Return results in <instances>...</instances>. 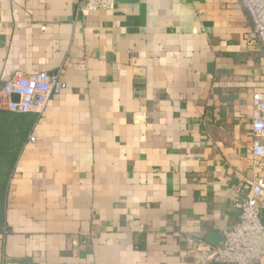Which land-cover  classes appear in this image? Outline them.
<instances>
[{
    "label": "crops",
    "instance_id": "0c3cea01",
    "mask_svg": "<svg viewBox=\"0 0 264 264\" xmlns=\"http://www.w3.org/2000/svg\"><path fill=\"white\" fill-rule=\"evenodd\" d=\"M235 1L0 0V264H198L187 234L221 242L264 86ZM41 70L65 86L10 110L4 83Z\"/></svg>",
    "mask_w": 264,
    "mask_h": 264
},
{
    "label": "built area",
    "instance_id": "2783aa9c",
    "mask_svg": "<svg viewBox=\"0 0 264 264\" xmlns=\"http://www.w3.org/2000/svg\"><path fill=\"white\" fill-rule=\"evenodd\" d=\"M249 20L244 40L247 47L259 52L264 59V0H236ZM114 0H78L77 13L108 10ZM60 70L50 73L36 71L25 74L15 71L4 83L1 93L8 98V108L17 112L41 114L51 95L65 86ZM17 95V100H11ZM251 138L254 170L252 178L242 184L241 193L232 200L237 218L223 230L218 245L206 242L201 236L187 234L185 248L198 264H258L264 257V86L251 93ZM31 141L34 137H29Z\"/></svg>",
    "mask_w": 264,
    "mask_h": 264
},
{
    "label": "water",
    "instance_id": "95a60500",
    "mask_svg": "<svg viewBox=\"0 0 264 264\" xmlns=\"http://www.w3.org/2000/svg\"><path fill=\"white\" fill-rule=\"evenodd\" d=\"M11 100H17V95H11Z\"/></svg>",
    "mask_w": 264,
    "mask_h": 264
}]
</instances>
